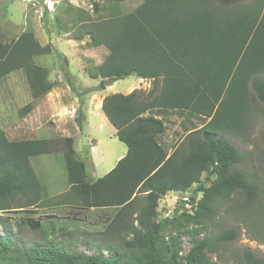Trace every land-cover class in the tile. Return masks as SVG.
Instances as JSON below:
<instances>
[{"label": "trees", "instance_id": "1", "mask_svg": "<svg viewBox=\"0 0 264 264\" xmlns=\"http://www.w3.org/2000/svg\"><path fill=\"white\" fill-rule=\"evenodd\" d=\"M142 1L131 13L84 26L93 45H105L110 51L97 73L90 74L102 78L95 90H104L107 79L116 82L131 75L154 79L148 94L136 90L129 95L110 94L103 100L105 116L128 148L109 173L92 180L73 138H63L61 147L56 140L11 141L0 126L2 214L32 211L44 205L43 187L32 158L53 154L58 148L64 156L70 188L48 206L110 210L114 214L106 219L103 231L85 238L86 246L96 250L94 255L70 251L49 241L11 250L17 262L215 264L209 255L239 237L237 228L216 235H204V231L207 221H212L237 192L249 200L257 195L256 186L246 174L235 169L240 152L223 134L243 133L255 119L256 102L264 104V0ZM230 6L234 8L230 10ZM52 51L50 44L43 46L29 31L11 43H4L0 36V80L22 71L33 99L46 96L55 84L49 79V70L38 65L35 58ZM59 56L67 83L73 87L65 60ZM34 107L29 103L20 110V116ZM155 110L189 114L209 122L192 129L170 153L160 142L167 125L156 118ZM82 117L79 109L76 121L80 129ZM204 176L210 181L207 186ZM195 184V194L202 198H184L176 209L198 227L191 232L190 251L182 256L181 235L165 234L173 223L154 219L160 199L173 193L187 195ZM39 222L32 218L23 221L35 230L42 228ZM0 226H9L2 215ZM74 234L64 232L69 238ZM8 243L0 238L2 253L11 254ZM240 259L242 264H264V259L250 249H245Z\"/></svg>", "mask_w": 264, "mask_h": 264}, {"label": "rangeland", "instance_id": "2", "mask_svg": "<svg viewBox=\"0 0 264 264\" xmlns=\"http://www.w3.org/2000/svg\"><path fill=\"white\" fill-rule=\"evenodd\" d=\"M142 2V0H126L122 2L114 0H0V36L3 42L11 43L22 33L29 31L34 33L36 39L43 46L50 44L53 49L52 53L48 56H40L35 62L47 67L49 76L52 77V81L55 79L59 91L62 89L63 91H67L61 94L60 101L63 103L61 102L60 108L56 112V117L52 116V112L54 114L53 109L57 110V108L50 106L51 109L48 108L49 115H44L45 119L43 122H41L42 119L39 113L35 112L31 113L32 118L24 124L23 118L20 116V110L25 107L26 101L29 99L26 93L29 91L28 94H30L25 74L18 72L14 77H6L0 80V126L4 131L9 130L10 126H12L10 130L15 127L18 130H22L21 133H14L13 136H10L9 140L35 139L41 135V133L37 134L38 132H45L44 136H48L47 133L51 131L55 132L54 135L56 134L54 137H51V140L60 142L63 140L62 130L66 131L70 128L71 122L74 125L73 118L70 119L68 116L72 113L71 111L78 110L76 114L78 117L79 109L83 114L82 123L86 122V118H89L90 121L91 114L88 115L87 113L86 115L85 107L81 106V101L85 100V97L82 98L81 96L79 98V95H87L88 91L93 89L85 87L91 86L92 81L88 77H86L88 81H85L82 75L79 76L78 74V83L77 78L71 75L69 66L65 63L73 85V87H67V79L62 71L64 66L61 63L60 53L54 49L52 42L58 36L65 35L69 51L71 44L75 46L73 48L74 54H79L81 57V59L75 58L74 63L77 67L75 70L85 73L84 67L90 74L97 73L98 65L95 62H97L100 56L91 47L93 46L91 41L87 42L86 45L82 43V41L85 42L86 38L89 37L86 35L87 29L84 26L90 24V22H100L105 19L131 13ZM249 3L251 2H244L242 4L247 5ZM214 4L215 6H220L219 1H214ZM232 8L234 6H230V10ZM74 40L77 41V45H75L76 42ZM77 47H80V49H77ZM115 87L119 91L122 89L121 85H115ZM73 94L78 95L75 97ZM12 95L20 99L18 106H7L9 97ZM95 99V97L90 98L89 101L90 111L94 115H96L97 103ZM75 101L79 102V106H76ZM67 109H70V112ZM42 112L44 113L45 110ZM176 114H171L164 118L167 130L160 139V142L169 152L184 136L209 122V119L196 118L189 114H179L180 116ZM253 115L255 119L243 133L226 132L223 134L240 152V161L235 165V169L246 174L248 180L256 186L257 195L253 198L254 200H249L237 192L230 201L219 208L212 221H207L205 225L207 229L204 231V235H216L231 228H237L239 231V237L235 242L228 246H222L218 253L209 255L210 260L215 264H242L240 258H242L245 249L254 251L259 257L264 259V104L256 102ZM76 118L74 119L75 122ZM84 126L85 134L91 133V135L88 137L83 134L82 137H77L75 149L79 150L81 159L87 161L88 170L92 177L98 179L105 176L109 166H113L116 162L114 159H116L120 150L127 146L115 137V134L107 125L102 124L99 117L94 116V119L89 124L85 123ZM75 128V132L78 134V129L77 127ZM93 146L94 148L98 147L96 149L97 156H95L96 151L92 153V157L95 156L96 159H91V154L87 153L88 151L92 152ZM83 147L87 152H85ZM61 151L58 148L52 154V156L56 155L55 157L47 156L52 159L49 167H52V165H65L64 156ZM97 159L100 160V163H98ZM94 163H98V165ZM93 164L94 167L92 168ZM38 167V173L43 180L45 175H49V172H46L44 169L41 170V167ZM64 171V177H53V179H56L59 189H62L66 184V170ZM53 175L55 174H51V176ZM203 184L205 186L210 184V181L205 176L203 177ZM195 188H198L197 184L193 185L187 195L180 197L169 194L167 198L165 195L159 200L157 216L154 219L157 222L169 219L173 223L166 230L165 234L168 236L181 235L183 244L182 256H185L190 251L192 246L191 232L198 227L182 218L181 212L177 213L176 209L182 203V199L187 197L192 198L193 195V198H195ZM60 193L62 192L57 193V195H47L45 201H43L44 205L39 209H32V211L25 210L24 212L15 210L16 212L11 211L4 214L0 212V215L9 222L7 228L0 226V238L3 241H8V245L11 248V254H5L0 251V264H25L23 259L17 262L11 250H25L37 245H46L49 241L59 245L61 248H71L69 249L70 251L83 253L87 256L96 254L94 247L88 248L86 246L87 242L85 238H93L94 235L103 231L106 226L104 224L106 223V219L108 217L112 218L111 216L114 214L110 210L79 211L71 207L48 206L61 199ZM199 198H202L201 195L196 196L197 201ZM187 207L185 208L187 209ZM27 218L40 221L39 223H42V228L35 230L25 225L23 221ZM65 231H69L70 233L75 232V234L69 238L64 235ZM89 234H93V236ZM0 250H2L1 246Z\"/></svg>", "mask_w": 264, "mask_h": 264}, {"label": "crops", "instance_id": "3", "mask_svg": "<svg viewBox=\"0 0 264 264\" xmlns=\"http://www.w3.org/2000/svg\"><path fill=\"white\" fill-rule=\"evenodd\" d=\"M64 36L65 35H63V36L61 35V36H58L57 38L54 39V41L52 42L53 46H54V49L57 50L63 56V58L65 60V63H67L68 66H69V69H70L69 71H70L71 75L74 78H77L78 83H79L78 74H79V76L82 75L83 80L88 81V80H86V77H88V79L92 81V85L91 86H85V87L86 88H93V89H90L88 91L87 95H79L80 96L79 98H81V96H82V98L85 97L84 98L85 100L81 101V99H79V101H81V103H82L81 106L85 107L84 109H86V115H87V113H88V115L91 114L90 121H89V118L88 119L86 118V122L85 123L89 124L91 122V120L94 119V116L95 117H99L101 122H102V124L107 125L110 128V130L115 134V137L118 139V137L116 136L117 130L115 128H113L112 125H110V122L108 121L107 117L105 116V114H104V112L102 110L103 99L106 96H108L110 94H115V93H122V94H125V95H129V94H131L132 92H134L136 90L143 91V93L146 92V94H148L151 91V89L153 88L154 79H143L141 77H138L137 75H131V76L125 78V79H121V80H118L116 82H111V84L109 86L105 85V89L104 90H95V88H97L98 85L100 84L102 78L101 77H99L97 79L92 78L90 73H88V71L84 67H83V70H84L85 73L80 72L78 70H75V68H77L75 66V63H74L75 62V58L81 59V57H80L79 54H74L73 48L75 46H73L71 44H70V51H69V48H68V46L66 44V37H64ZM89 41H91L90 37L86 38L85 42L82 41V43L86 45V43L89 42ZM74 42H76L75 45H77V41L74 40ZM91 47L93 49H95L96 53L100 56L99 59L97 60V62H95V64L100 66L105 61V59L109 56L110 51L106 48L105 45H97V46L93 45ZM77 49H80V47H77ZM39 57H37V58H39ZM37 58H35V59H37ZM41 66H43V65H41ZM43 67H45V66H43ZM45 68H47V67H45ZM18 72L22 73V71H16V72H13L10 75H8L7 78L8 77H14V75H16V73H18ZM51 78L52 77H49L50 80H51ZM52 82H54V84H55L53 89H52V91L50 93L46 94V96H44V97H42L40 99L34 100L32 95L28 94L29 91L26 93L27 96L29 97V99L26 101L27 104H25V106L28 105L29 103L33 102L35 107L30 113H28L27 115L22 117L24 124L30 118H32L31 113H35V112L39 113V115L41 116V119H42L41 122H43V120L45 119L44 115H46V114L49 115L48 108H50V106L57 108V110L53 109L54 114L52 112V116L56 117V115H57L56 112L59 110L61 102H62V101H60V98L62 96L61 94H62V92L66 93L67 91L66 90L63 91V89L61 91H59V88L57 87V85L55 83V79ZM66 85H67V87L70 88L68 83ZM115 85H118V86L121 85L122 89H120V91H119V89L117 90ZM14 95H15V93H14ZM14 95L9 97V101L7 102V106H18V104L20 102V99L19 98H15ZM94 97L96 98L95 101L97 102L96 103V110H95L96 111V115H94L93 112L90 111L91 108L89 106L90 98H94ZM77 100H78V98H77ZM75 102H76V106H79V102H77V101H75ZM43 110H45L44 113L42 112ZM67 110L70 112V109H67ZM77 111L76 110L74 112L71 111L73 114L71 113L68 116L70 119L73 118L74 125L70 121L71 122V124L69 126L70 128H68L66 131L62 130L63 138H73L74 142H75V146H76V143H77V137H82V135L85 134V128H84L85 127L84 126L85 123L83 124L82 129H80L78 127V123H76L77 121L75 122V120H74L77 117V115H76ZM155 112H156L155 113L156 118L161 119L164 122H165V120H164L165 117H167V116H169L171 114H176L173 111H170L168 113H160V112H157V110H155ZM60 113H62V112H60ZM148 114L149 113H147L145 116H148ZM58 115H59V113H58ZM176 115L180 116L179 114H176ZM33 116H34V114H33ZM58 120H59V118H58ZM181 124H182V122H181ZM165 125H166V123H165ZM41 126H43V124H41ZM11 127L12 126L9 127V130L11 129ZM75 127H77V129H78V134L75 132V129H76ZM9 130H5V132L7 133L6 135H7L8 138L10 136H13L14 133L19 134V133L22 132V130H18L17 127H15L14 129L12 128V130H10V131ZM40 133H41V135L39 137L37 136V138H35V140H41V139L51 140L52 139L51 137H54L56 135V134L54 135L55 132H51V131L49 133H47V135L49 137L48 136H44L45 132L43 133L42 131L38 132L37 134H40ZM88 133H89V131H88ZM85 135L90 137L91 133L85 134ZM24 140H27V139H24ZM97 146H98V142H97ZM97 146H96V148H94V146L92 147V150H91L92 152H90V151L87 152L86 149L83 147L85 149V152L89 153V155L91 154V159H93V158H95V156H97V151H96V149H98ZM76 151L80 155L79 150L76 149ZM94 151H96L95 152V156L92 157V153ZM127 151H128L127 147L122 148L120 150V153L117 155L116 159H114L116 162L114 163L113 166H111V167L109 166V168L106 170V174L109 173V171H111L117 165V163L123 157L126 156ZM170 153H171V151H170ZM58 155H60V154H58ZM47 156H52V154L40 155V156L34 157V159L32 158V166L34 167V169L36 171V174H37V176L39 178V181H40V183H41V185L43 187L42 191H43V198H44L43 200L44 201H45V198H46L47 195L48 196L49 195L52 196L53 194L57 195V193H59V192H62V193H60V196L62 197L70 188L69 183H68V174H67V170H66L65 165L64 166L63 165L62 166H60V165H52V167H49L51 162H52V159H51V157H47ZM55 156L56 155H54L52 157H55ZM97 160H98V163H100V160L99 159H97ZM85 162L87 164V161H85ZM98 163H96V164L94 163V164L98 165ZM37 164H38L39 167H41V170L44 169L46 172H49V175H45L46 179L44 178L42 180L41 175L38 173V169H37L38 166H36ZM94 164L92 165V168L94 167ZM87 169H88V165H87ZM64 170H66V184L63 186L62 189H59V187H57V184H56V179H53V177H55V176H57L59 178L61 176L64 177L65 176V171ZM88 173H89V175H90L92 180H97V179L92 177V175L90 174L89 170H88ZM51 174H55V175L51 176ZM172 195H176V193H173ZM167 198H168V195H167ZM166 199H164V200H166Z\"/></svg>", "mask_w": 264, "mask_h": 264}, {"label": "water", "instance_id": "4", "mask_svg": "<svg viewBox=\"0 0 264 264\" xmlns=\"http://www.w3.org/2000/svg\"><path fill=\"white\" fill-rule=\"evenodd\" d=\"M111 80L110 79H107L106 81H105V84L107 85V86H109L110 84H111ZM75 97H76V95L75 94H73Z\"/></svg>", "mask_w": 264, "mask_h": 264}, {"label": "built area", "instance_id": "5", "mask_svg": "<svg viewBox=\"0 0 264 264\" xmlns=\"http://www.w3.org/2000/svg\"><path fill=\"white\" fill-rule=\"evenodd\" d=\"M187 199V198H186Z\"/></svg>", "mask_w": 264, "mask_h": 264}]
</instances>
